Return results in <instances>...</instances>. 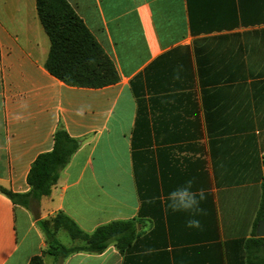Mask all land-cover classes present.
<instances>
[{"label":"crops","instance_id":"1","mask_svg":"<svg viewBox=\"0 0 264 264\" xmlns=\"http://www.w3.org/2000/svg\"><path fill=\"white\" fill-rule=\"evenodd\" d=\"M68 1L119 81L54 77L36 0H0V186L29 192L59 128L80 142L38 210L0 193V264L42 256L38 221L60 212L86 233L133 221L136 237L124 253L112 244L44 264H248V242L264 239V0ZM190 177L208 191L201 229L166 208Z\"/></svg>","mask_w":264,"mask_h":264},{"label":"trees","instance_id":"2","mask_svg":"<svg viewBox=\"0 0 264 264\" xmlns=\"http://www.w3.org/2000/svg\"><path fill=\"white\" fill-rule=\"evenodd\" d=\"M36 6L40 22L50 40L45 64L50 74L73 87L102 88L119 81L114 62L68 0H36ZM79 147L77 139L59 128L54 135L53 149L39 155L31 166L27 176L29 192L15 193L0 186V193L16 205L31 211L38 210L41 199L51 196L60 174ZM258 220H264V184ZM38 223L48 245L43 255L49 254L58 260H65L79 252L101 254L112 244L124 253L136 237L133 221H114L98 227L92 233L84 232L63 212ZM59 230H65L72 240L82 244L71 247L64 245L58 239ZM263 244L264 239L248 242L247 250L252 254L248 264H264ZM43 255L34 257L30 264H44Z\"/></svg>","mask_w":264,"mask_h":264},{"label":"clouds","instance_id":"3","mask_svg":"<svg viewBox=\"0 0 264 264\" xmlns=\"http://www.w3.org/2000/svg\"><path fill=\"white\" fill-rule=\"evenodd\" d=\"M77 115H83V110L78 109ZM197 178L190 177L183 185L178 186L167 194L166 208L172 213H187L185 226L190 229H201L203 227L199 217L207 214V210L202 207L206 202L208 191L203 187H196ZM156 197L149 198L146 202L155 203Z\"/></svg>","mask_w":264,"mask_h":264},{"label":"rangeland","instance_id":"4","mask_svg":"<svg viewBox=\"0 0 264 264\" xmlns=\"http://www.w3.org/2000/svg\"><path fill=\"white\" fill-rule=\"evenodd\" d=\"M59 240H60V242H62L63 244H65L67 246H70L73 243L71 237L69 236V234L65 230H61V232L59 234Z\"/></svg>","mask_w":264,"mask_h":264},{"label":"water","instance_id":"5","mask_svg":"<svg viewBox=\"0 0 264 264\" xmlns=\"http://www.w3.org/2000/svg\"><path fill=\"white\" fill-rule=\"evenodd\" d=\"M40 218V213L36 216V219ZM259 236H264V222L260 224L259 227Z\"/></svg>","mask_w":264,"mask_h":264}]
</instances>
